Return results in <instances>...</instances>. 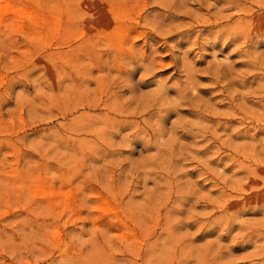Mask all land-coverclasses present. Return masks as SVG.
I'll return each mask as SVG.
<instances>
[{
	"label": "rangeland",
	"instance_id": "obj_1",
	"mask_svg": "<svg viewBox=\"0 0 264 264\" xmlns=\"http://www.w3.org/2000/svg\"><path fill=\"white\" fill-rule=\"evenodd\" d=\"M0 264H264V0H0Z\"/></svg>",
	"mask_w": 264,
	"mask_h": 264
}]
</instances>
